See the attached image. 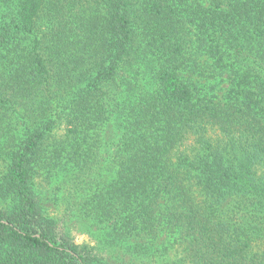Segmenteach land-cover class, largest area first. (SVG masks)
Listing matches in <instances>:
<instances>
[{
  "label": "trees",
  "instance_id": "1",
  "mask_svg": "<svg viewBox=\"0 0 264 264\" xmlns=\"http://www.w3.org/2000/svg\"><path fill=\"white\" fill-rule=\"evenodd\" d=\"M42 171L115 239L172 234L174 264H264V0H0V264H119L44 213Z\"/></svg>",
  "mask_w": 264,
  "mask_h": 264
},
{
  "label": "rangeland",
  "instance_id": "2",
  "mask_svg": "<svg viewBox=\"0 0 264 264\" xmlns=\"http://www.w3.org/2000/svg\"><path fill=\"white\" fill-rule=\"evenodd\" d=\"M195 51L194 47L190 52ZM207 59V56H201L200 61ZM195 82L204 94L211 99L218 101L224 98L230 89V82L226 74H220L208 70L207 75L196 77ZM48 173H41L36 178L35 184L38 185V195L40 204L44 213L51 221L58 225L60 230H64L77 245H87L92 249L93 254L99 256L104 261L114 262L119 259L118 263L122 264L124 257L123 252L126 248H142L149 253L144 258V264H174L179 258L181 252L177 251L175 237L172 234L161 231L157 237H139L127 241L115 239L109 233L108 229L96 224L94 221L84 218L77 209L70 210L66 213L65 202V179L62 177L54 178ZM225 213L220 210L218 214ZM226 214V213H225ZM254 249L259 253L264 252V238L254 243ZM118 254L120 257L118 258ZM263 260H264V256Z\"/></svg>",
  "mask_w": 264,
  "mask_h": 264
}]
</instances>
